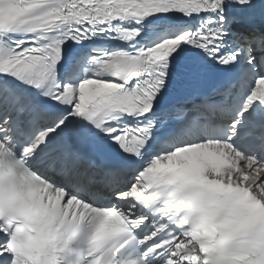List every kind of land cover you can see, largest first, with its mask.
<instances>
[{
  "label": "snow or ice",
  "instance_id": "snow-or-ice-1",
  "mask_svg": "<svg viewBox=\"0 0 264 264\" xmlns=\"http://www.w3.org/2000/svg\"><path fill=\"white\" fill-rule=\"evenodd\" d=\"M0 264H264V0H0Z\"/></svg>",
  "mask_w": 264,
  "mask_h": 264
}]
</instances>
